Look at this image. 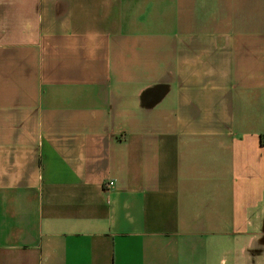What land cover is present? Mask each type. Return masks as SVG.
Instances as JSON below:
<instances>
[{
  "label": "crops",
  "instance_id": "obj_1",
  "mask_svg": "<svg viewBox=\"0 0 264 264\" xmlns=\"http://www.w3.org/2000/svg\"><path fill=\"white\" fill-rule=\"evenodd\" d=\"M0 264H264V0H0Z\"/></svg>",
  "mask_w": 264,
  "mask_h": 264
},
{
  "label": "built area",
  "instance_id": "obj_2",
  "mask_svg": "<svg viewBox=\"0 0 264 264\" xmlns=\"http://www.w3.org/2000/svg\"><path fill=\"white\" fill-rule=\"evenodd\" d=\"M113 185V182H108L105 184L106 187H111Z\"/></svg>",
  "mask_w": 264,
  "mask_h": 264
}]
</instances>
